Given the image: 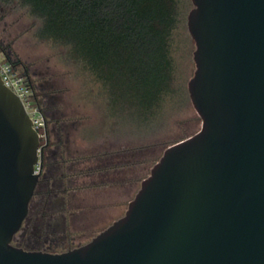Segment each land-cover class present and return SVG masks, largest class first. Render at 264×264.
<instances>
[{"label":"water","instance_id":"water-1","mask_svg":"<svg viewBox=\"0 0 264 264\" xmlns=\"http://www.w3.org/2000/svg\"><path fill=\"white\" fill-rule=\"evenodd\" d=\"M192 3L188 91L201 126L168 144L124 212L85 242L13 243L41 143L0 75V264H264V0Z\"/></svg>","mask_w":264,"mask_h":264},{"label":"rangeland","instance_id":"rangeland-1","mask_svg":"<svg viewBox=\"0 0 264 264\" xmlns=\"http://www.w3.org/2000/svg\"><path fill=\"white\" fill-rule=\"evenodd\" d=\"M192 5V0L178 2V21L170 37L173 69L169 89L150 107L138 108L134 100L127 98L117 99L114 104L116 109H120V105H128L131 109V113L119 112L117 127L121 132L120 160H125L123 164L130 165H124L130 176L117 190L119 195L107 198L110 202L118 199V206L114 207V210H107L108 207L101 203L102 196H97L95 190L86 188L87 181L89 183V180L96 181L101 177L96 172V165L99 164L96 154L102 146L96 141L104 134L99 131L94 135H86L80 130L70 129L69 145L78 148L81 153L70 156L71 159H78L75 171L78 170L79 174L73 176L75 180L69 191L65 192L66 198L72 202L63 209L66 219L60 227L51 226L47 229L45 220L39 223L40 212L35 209V232L29 223L28 215L13 235V243L21 241L26 247L35 244V248L62 250L85 242L124 212L141 179L149 173L150 167L164 148L201 126V117L188 91V80L195 68V42L187 27V14ZM40 23L41 19L31 14L28 8L18 1L0 0V48L5 46L10 59L18 60L15 68L25 75L38 92L41 105L45 107L47 117H50L45 129L51 144L48 145L46 164L39 167L44 172L51 165L52 159L60 157V154L55 157L50 154L53 149L59 153L62 150V156H69L63 150L67 143L65 137L68 135L64 132L61 119L77 117L86 125L100 119L99 114L103 110L114 108L109 101L108 89L82 61L70 53L67 45L37 35L36 30ZM114 115L117 116L118 113ZM80 127L81 125L78 129ZM112 176L116 178V174ZM54 213L55 211L52 212Z\"/></svg>","mask_w":264,"mask_h":264},{"label":"trees","instance_id":"trees-1","mask_svg":"<svg viewBox=\"0 0 264 264\" xmlns=\"http://www.w3.org/2000/svg\"><path fill=\"white\" fill-rule=\"evenodd\" d=\"M16 1L41 19L36 30L39 37L67 45L102 81L114 109L120 98L134 100L138 108L150 107L169 89L173 69L170 37L178 21L179 0ZM0 49L15 66L18 60L10 59L5 46ZM31 87L48 122L38 92ZM116 110L131 113L128 105ZM49 143L43 145L42 166L47 162Z\"/></svg>","mask_w":264,"mask_h":264},{"label":"crops","instance_id":"crops-1","mask_svg":"<svg viewBox=\"0 0 264 264\" xmlns=\"http://www.w3.org/2000/svg\"><path fill=\"white\" fill-rule=\"evenodd\" d=\"M119 112L120 111H116V109L103 110L99 114L100 119L94 120L93 122H88L86 125L82 124L81 119L77 117H73L70 119L64 118L63 120L62 119L60 120V122L63 123L64 132L68 135L67 137H65V141L67 143H65L63 149L65 150L67 155H75V154L77 155V153L79 154L81 153V151L78 148H72L69 145L71 139L70 136L71 132L69 131L70 129L80 130L82 134L84 133L86 135H94L96 132L99 131H101L104 134L102 138L96 141L98 145L102 146V148L98 150V153L96 154L97 157L99 158V164L96 165V172L101 177L99 178V180L96 181L93 179L89 180L91 181L89 183L87 181L88 185L86 188H90V190L93 189L96 191L97 196L98 195L102 196L103 200L101 203L104 204V207H108L107 210H109V208L114 210V207L118 206V199H115V201L113 200L110 202V200L109 199L107 200V198L113 195H119L120 193L117 190L120 189V185L122 186L123 184H125V182L128 180V177L130 176L128 174V169L124 168V165H127V164H123L125 163V160H120L121 156L119 153V149H120L119 139L121 137V132H119L117 128L120 118ZM115 113L116 115L118 113V115L115 116L114 115ZM65 114H63V116H66ZM80 125H81L80 129H78ZM60 154H63L62 150H60ZM87 157H89V155H87ZM129 166L130 165H127V167ZM86 172H91V171H86ZM113 174H116V178L112 176ZM82 189H84V187ZM114 191H117V193ZM97 202L98 200H96L95 203ZM71 203H72L71 201L67 202L65 206L67 204L70 205Z\"/></svg>","mask_w":264,"mask_h":264},{"label":"flooded vegetation","instance_id":"flooded-vegetation-1","mask_svg":"<svg viewBox=\"0 0 264 264\" xmlns=\"http://www.w3.org/2000/svg\"><path fill=\"white\" fill-rule=\"evenodd\" d=\"M46 142H51L49 140V135L46 130V134L43 140L40 139L41 143V159L42 161V151L43 145ZM51 144V143H50ZM52 156L60 154L59 151L53 149L51 152ZM69 156L57 157L51 160V165L44 171L40 173L36 185L34 186L33 193L29 200L28 211L22 222H25L28 217L29 223L35 232V209L40 212L39 223L45 220L47 223L45 226L47 229L51 226L60 227V225L65 221L66 215L64 214V206L67 202H70L69 198H66L65 192L69 191V187L72 186L75 174H79L75 167V161L77 159H71ZM41 170V169H40ZM64 205V206H63ZM38 207V208H37ZM55 211L54 214L52 212ZM30 213V214H29ZM51 216V218H49ZM44 218V219H43ZM21 224V225H22ZM21 227V226H20ZM19 227V228H20ZM35 241V238H33ZM21 241L15 244L21 245ZM23 247H26L23 245ZM35 248V244L31 247Z\"/></svg>","mask_w":264,"mask_h":264},{"label":"built area","instance_id":"built-area-1","mask_svg":"<svg viewBox=\"0 0 264 264\" xmlns=\"http://www.w3.org/2000/svg\"><path fill=\"white\" fill-rule=\"evenodd\" d=\"M0 52L2 53L0 55V75L5 84L16 91L23 100V103L32 118L33 125L39 132V138L43 140L46 134V120L43 112L33 98L31 84L24 74L17 71L15 66L1 49ZM39 167L40 163L38 161L35 164V169H38Z\"/></svg>","mask_w":264,"mask_h":264}]
</instances>
